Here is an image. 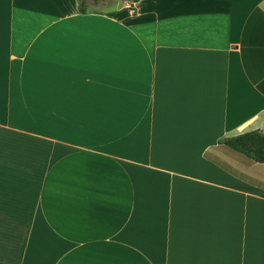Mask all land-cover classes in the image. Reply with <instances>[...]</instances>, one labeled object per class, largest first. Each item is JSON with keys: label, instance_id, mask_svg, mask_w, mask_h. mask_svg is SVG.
<instances>
[{"label": "crops", "instance_id": "1", "mask_svg": "<svg viewBox=\"0 0 264 264\" xmlns=\"http://www.w3.org/2000/svg\"><path fill=\"white\" fill-rule=\"evenodd\" d=\"M88 4L0 0V264H264V0Z\"/></svg>", "mask_w": 264, "mask_h": 264}, {"label": "trees", "instance_id": "2", "mask_svg": "<svg viewBox=\"0 0 264 264\" xmlns=\"http://www.w3.org/2000/svg\"><path fill=\"white\" fill-rule=\"evenodd\" d=\"M88 1L89 0H79V11L81 13L86 12ZM138 1L139 0H132V3ZM219 146L221 149L228 151L233 157H236L239 160L254 164H264V133L260 131H251L232 138L223 139L220 141ZM205 157L221 165L242 180L250 182L255 186H264V171L255 173L253 177L245 176L244 172L233 170L221 163L217 156L212 154L210 150L205 153Z\"/></svg>", "mask_w": 264, "mask_h": 264}, {"label": "rangeland", "instance_id": "3", "mask_svg": "<svg viewBox=\"0 0 264 264\" xmlns=\"http://www.w3.org/2000/svg\"><path fill=\"white\" fill-rule=\"evenodd\" d=\"M90 7L101 11H113L117 6H129L132 4V0H95L94 4L89 0Z\"/></svg>", "mask_w": 264, "mask_h": 264}]
</instances>
